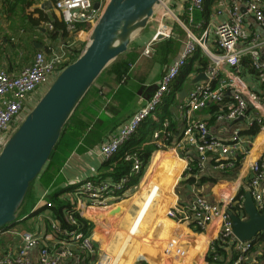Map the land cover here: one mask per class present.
<instances>
[{
	"label": "crops",
	"instance_id": "1",
	"mask_svg": "<svg viewBox=\"0 0 264 264\" xmlns=\"http://www.w3.org/2000/svg\"><path fill=\"white\" fill-rule=\"evenodd\" d=\"M55 1L0 0V70L16 76L32 63L37 52H42L50 58L51 54L57 53L62 44L68 46L66 52L70 54L71 62L77 56L80 46L87 45L92 31L87 26H80L78 31L71 35L62 32L61 29L57 33L48 31L49 24L53 27L55 24L64 25L59 13L54 9ZM215 1L213 0L209 7L205 6L202 15H194L195 21L208 19L215 8ZM185 2L186 0H166L156 5L146 26L133 34L127 51L121 55V60L106 69L93 84L81 104V112L93 111V114H86L91 120H87L86 117L81 119L87 120L86 135L73 145L70 144L69 139H66L54 157V169L57 170L58 176H61V183L45 187L36 180L23 205L26 207L28 203H33L31 210L34 213H40L37 221L24 229L16 226L20 222L17 221L14 225L1 230L0 254L6 252L15 254L22 245L20 235L23 232H31L39 240V245L27 252L26 257L31 262L37 261L40 246H46L55 254L64 250L72 252V257L62 258L58 264H93L94 257L101 250V242L102 246L106 244L100 226L118 216L116 222L110 224L113 225L112 234L118 237L120 243L119 246H115L111 254L105 253L104 259L114 252V256L117 254L119 257L121 250L125 248L121 256L122 260L128 249L138 246V251L135 252L136 255L132 258L131 264L137 253L138 256L133 264H206L205 257L218 237L219 221L213 220L204 231H197L186 224L170 220L165 216V209L188 204L195 193L202 195L212 203L230 206L237 194L243 191L241 199L243 205L244 197L248 193L250 166L253 162L264 158V137L261 142L256 143L255 141L264 131V104L259 108L250 105L247 115L242 119L219 121L216 119V114L226 111L231 104V93L228 92L222 104H209L194 114L196 119L206 122L212 137L217 140L228 142L235 132L239 134L242 143L232 167L224 170L217 169L216 159L218 157L216 153H213L208 155L203 169L198 170L199 156L193 147L174 152V156H169L166 152L154 153V151L150 167L146 174H143L144 177L142 176L140 188L130 199L127 207H119V204L126 200L111 202L106 208L85 207L81 212V218L93 224L90 232L94 247L93 254L89 255L82 251L72 239H64V237L58 239L51 229V223L55 221L52 210L45 206L46 203H51L52 197H57L59 201L69 204L68 200L70 194L74 192L76 181L110 180V178L100 177L101 164L104 161L97 157L93 150L106 142L110 133L115 132L123 123L129 121L131 115L150 98L165 68L178 57L183 47L185 31L175 20V16L182 22L187 20L182 13ZM224 19V16H219L218 20ZM174 24L179 25L183 36L172 30L171 27ZM160 32L170 36L168 38L158 37L152 45V53L149 56L143 55L144 46L152 40L156 33ZM195 34L200 35V32L195 31ZM180 37L182 40H179ZM206 42L208 49L212 53H217L211 34L206 38ZM176 44H179L178 48ZM244 45L246 44L240 47ZM200 57L202 61L196 57H191L187 61L182 69L183 73L179 74L178 79L173 82L167 95L173 100L164 110L159 109L156 115L150 117L151 123L155 125L159 122L161 125L162 121H169L173 141L180 137L184 126L178 106L185 101L192 87L203 81L193 82L199 74L204 73L208 64L207 57L202 54ZM246 58L249 60L248 55L241 58L240 76L250 91L260 92L263 90V85L258 80L257 74L246 65L244 60ZM122 67L127 70L119 76ZM232 70L225 66L220 71L219 77L223 78L224 74ZM218 82H215L213 87ZM44 92L45 88H41L32 95L28 100V107L33 108L35 98H41ZM255 117L263 119L262 128L248 126ZM158 128L159 126L156 129ZM253 128L256 130L255 135L249 134ZM225 159L229 157L221 158V161L224 162ZM155 166L160 171L156 172ZM188 168L194 171L192 182L188 181V174H190L187 171ZM177 184L180 186V191L175 189ZM134 187L136 185L130 186V194ZM259 189L264 203V180ZM140 193L142 195L138 196ZM134 203L135 208L130 210ZM110 208H114V211ZM109 210L110 212H107ZM240 217L244 219L245 213ZM134 225L137 227L134 228ZM96 227L98 234L94 237L93 231ZM130 232L132 235L129 234ZM126 239L128 242L124 247ZM169 243L173 244L167 251ZM254 243L256 247L247 256V264H264V239ZM117 259L114 261L116 262ZM121 260L119 259L117 264Z\"/></svg>",
	"mask_w": 264,
	"mask_h": 264
},
{
	"label": "built area",
	"instance_id": "2",
	"mask_svg": "<svg viewBox=\"0 0 264 264\" xmlns=\"http://www.w3.org/2000/svg\"><path fill=\"white\" fill-rule=\"evenodd\" d=\"M110 0H56L54 9L59 13L64 24L65 32L74 34L80 26L91 29L98 22L101 14ZM98 8L95 9L94 5ZM205 10V0H186L182 13L186 21L175 20L185 31L183 47L164 70L158 80L150 98L137 109L129 121L123 123L115 132L109 134L106 142L93 150L95 155L103 161L112 158L119 148L129 140L140 124L152 117L168 95L171 85L179 76L187 61L199 50L207 57L205 68L206 79L196 83L188 92L178 111L183 120V130L180 137L173 141V134L169 129V121H163L158 129L152 133V141L157 149L171 152L184 151L193 147L198 156V170H202L208 155L216 153V168L224 170L233 166L236 153L240 152L241 139L235 132L228 142H222L212 137L206 122L196 119L194 114L209 104L220 105L224 102L228 92L231 93V104L226 111L216 114L219 121H235L247 115L249 106L259 108L264 104V0H216L215 8L208 19L195 21L194 15H202ZM219 16L225 19L219 21ZM48 31L53 32L54 27L49 24ZM199 31L200 35H196ZM211 34L217 53L208 49L206 38ZM168 38L170 35L160 32L152 38L143 48V55L152 53V45L158 37ZM244 45L242 48L240 45ZM68 46L60 45L57 53L47 58L42 52L34 55L32 63L24 68L18 75L12 76L0 70V147H2L18 125L23 121L32 108L28 107L29 98L41 88L51 85L59 73L69 65L67 54ZM249 57L250 68L257 74L263 85L260 92H252L240 76L239 65L242 56ZM228 66L233 70L220 78V71ZM218 84L213 87L215 82ZM248 126L263 127V119L255 117ZM229 157L225 161L221 158ZM132 161L131 173L116 180H79L74 182V192L70 194L69 204L72 213L67 216L71 225H76L74 214L82 217L85 207L106 208L111 202L127 199L130 194L131 176L139 173L142 163L138 156L132 154L126 157ZM193 172L192 168L187 170ZM250 180L248 193L251 194L258 211L263 210V198L260 184L264 180V158L255 161L250 166ZM47 208L51 207L48 202ZM229 206L208 201L202 195L194 194L192 200L186 205H175L169 208L166 216L174 222L186 224L193 230L204 231L207 226L217 220L220 223L217 241L228 244L237 252L233 264H247V256L256 247L255 243L239 241L233 234L232 222L228 214ZM51 229L64 239H72L82 251L89 255L94 253L91 234L84 235L76 231H61L58 221L51 223ZM22 245L15 254L6 252L0 254V264H58L62 258L72 257V252L64 250L58 254L52 253L46 246H40L38 259L35 263L27 259V252L39 245L38 238L31 232L20 235ZM173 243L167 245V251ZM213 251L211 245L209 251Z\"/></svg>",
	"mask_w": 264,
	"mask_h": 264
},
{
	"label": "water",
	"instance_id": "3",
	"mask_svg": "<svg viewBox=\"0 0 264 264\" xmlns=\"http://www.w3.org/2000/svg\"><path fill=\"white\" fill-rule=\"evenodd\" d=\"M164 1L110 0L93 27L84 51L59 73L2 146L0 231L16 223L30 184L41 173L64 125L88 90L103 70L127 51L133 34L146 26L155 6ZM205 79L201 73L193 82ZM242 208L244 219L230 210L228 214L234 236L239 241H249L264 230V206L258 211L251 194L247 193Z\"/></svg>",
	"mask_w": 264,
	"mask_h": 264
},
{
	"label": "trees",
	"instance_id": "4",
	"mask_svg": "<svg viewBox=\"0 0 264 264\" xmlns=\"http://www.w3.org/2000/svg\"><path fill=\"white\" fill-rule=\"evenodd\" d=\"M212 1L213 0H205V6L209 7ZM54 28L55 29L53 33H57L60 29L62 32L65 33L64 25L62 26L61 24H55ZM200 54H201L200 51L197 50L192 57L194 58L196 57V59H199V60L201 59L202 61ZM121 58L122 56H119L113 63H111L108 67H106L103 70V72L106 69L111 68L117 62H119ZM244 60L246 62V65L250 67L249 60L247 58ZM126 70L127 69L125 67L124 68L122 67V71L119 74V76L122 73H124ZM181 73H183V71H181L180 74ZM178 77L176 79H178ZM90 89L88 90V92L90 91ZM88 92L86 93V95L88 94ZM86 95L84 96V98L86 97ZM84 98L81 100V102L79 103V105L77 106L73 114L71 115V117L68 119V121L64 125L60 138L57 144L55 145L47 163L45 164L41 173L36 178V180L39 181L40 184L44 185L45 187H49L51 185L56 186L61 183L62 178L61 176H58L57 170L54 169V157H55L56 151L61 147V145L64 144V141L66 139H69L70 144L73 145L79 139H81L82 137L86 135V125H87L86 121L91 120V118L89 116H86V114H89V113L93 114V111L88 110L87 113L81 112V104ZM170 98L171 97H167L166 95L157 110L159 109L164 110L169 105V103L173 100L172 98L171 99ZM83 117H86L87 120L86 121L81 120ZM151 122L152 121L150 120V118H147L145 121H143L138 127V129L135 131V133L129 138V140L126 141L119 148L118 152L112 158H110L107 161H104L101 164L100 177L111 178L113 180H116L121 176L129 175L131 173L130 171H131L132 161L126 160V157L132 154H135L138 156L139 160L141 161L142 167L138 174L131 176L130 186L131 185L135 186L139 183L146 168L148 167L149 160H150L152 153L157 150L156 145L152 141V133L154 129L160 126V122L157 123L156 125L155 123H151ZM249 134L255 135L256 130L254 128L251 129L249 131ZM193 176H194L193 172L190 171V174H188V181L192 182L194 180ZM36 180L30 184L22 205L24 204L27 196L30 193L31 186L36 182ZM243 194L244 192L240 191L237 194V196L233 199L232 203L229 206L230 211H232V213H234L237 216H241L242 214H244V211L242 208V201H241ZM51 200L52 201L50 203L51 204L50 209L52 210L53 217L55 218L56 221H58L59 229L61 231H68V232L76 231L84 235H87L92 231L93 224L91 222L86 221L83 218H80L78 214H74V217L76 219V225H71L68 222L67 216L69 213H72L70 204L59 201L57 197H52ZM55 235L58 239L64 237L63 235L59 233H56ZM262 239H264V230L258 233L257 236L251 241L255 242V241L262 240ZM212 246H213V251L212 250L208 251L205 257L206 264H233L234 260L237 257V252L233 249L232 246L223 244L217 240L212 243Z\"/></svg>",
	"mask_w": 264,
	"mask_h": 264
},
{
	"label": "rangeland",
	"instance_id": "5",
	"mask_svg": "<svg viewBox=\"0 0 264 264\" xmlns=\"http://www.w3.org/2000/svg\"><path fill=\"white\" fill-rule=\"evenodd\" d=\"M172 30L175 32V33H177V34H180V36H183L184 34H183V32L181 31V29H180V27H179V25L178 24H174L172 27ZM163 29V28H162ZM179 40H182V37H180L179 38ZM84 45L85 44H83V45H81L80 46V50L77 52V56H75L72 60H71V62H69V64L70 63H72L74 60H75V58H77L83 51H84V49H85V47H84ZM179 47V44H176V48H178ZM181 47V46H180ZM177 51V50H176ZM113 63V62H112ZM40 99V98H39ZM39 99H38V97L37 98H35V104L39 101ZM34 107V106H33ZM159 110H157V112H158ZM157 112L156 113H154L152 116H154V115H156L157 114ZM2 149V147H0V150ZM158 151H161V152H168V153H170V154H172L173 156L175 155V153L174 152H171L170 150H165V149H162V148H160V149H157V151H155L154 153H156V152H158ZM154 153L152 154V157H151V159L149 160V165H148V167H147V169H146V171H145V173H144V175L146 174V172H147V170H148V168L150 167V164H151V161H152V158H153V156H154ZM156 167V166H155ZM158 171H160L157 167H156V172H158ZM144 175H143V177H144ZM143 177L141 178V180H140V182L136 185V187H134V189H133V191L131 192V194H129V196H128V198L127 199H123V200H128V199H131L135 194H136V192H138V190H139V188H140V183H141V181H142V179H143ZM182 177V176H181ZM175 189H177L178 191H180V186H178V184L176 185V187H175ZM134 200H135V198H134ZM133 200V201H134ZM129 201V200H128ZM32 206H33V203H28V205L26 206V207H24V205H21V207H20V210H19V212L17 213V221H20L16 226L19 228V229H24V228H27V227H29L30 226V224H33V223H35L36 221H37V218H38V215L40 214V213H34L31 209H32ZM133 208H135V203H134V205L133 206H131L130 207V210L131 209H133ZM110 210L111 211H114V208H110ZM110 210L109 211H107V212H110ZM167 210L168 209H165V216H166V212H167ZM107 212H104V213H107ZM109 214V213H108ZM25 215V216H24ZM116 215V214H115ZM116 219H118V216H115V218H113V219H111V220H109V221H107V222H105L104 224H102L101 226H100V229H101V232H102V234L104 235V238H105V240H106V244H103V246H102V242H101V246H100V244L98 245V246H100V248H101V250H100V252H98L97 253V255L94 257V263L93 264H98V262L100 261V258H101V256L103 255V254H105V253H107V254H111L112 252H113V250H114V248H115V246H119V243L120 242H118L119 240H118V237L117 236H115L114 234H112V232H111V228H112V226L113 225H111V224H114L115 222H116ZM16 221V222H17ZM111 223V224H110ZM165 243V242H164ZM122 246V245H121ZM163 246H164V244H163ZM120 250V249H119ZM138 251V246H135V247H131L130 249H128V251H127V253H126V255L124 256V258L121 260V258H120V260L121 261H119V263L118 264H131V260H132V258L136 255L135 254V252H137ZM114 254H115V252H114ZM114 254H112V255H110V256H106V259H102V261H104L103 262V264H113V262H114V260L116 259V256H117V254H116V256H114ZM137 256H138V253H137ZM137 256H136V258H137ZM136 258L133 260V262L136 260ZM137 260H143V259H137ZM133 262H132V264H133ZM135 263V262H134Z\"/></svg>",
	"mask_w": 264,
	"mask_h": 264
},
{
	"label": "bare ground",
	"instance_id": "6",
	"mask_svg": "<svg viewBox=\"0 0 264 264\" xmlns=\"http://www.w3.org/2000/svg\"><path fill=\"white\" fill-rule=\"evenodd\" d=\"M51 84H52V83H51ZM263 137H264V131L261 132V134L255 139L256 143L261 142V140H262ZM166 153H167V155H169V156L172 155V154H170V153H168V152H166ZM140 195H142V193H140L138 196H140ZM128 200H129V201H128ZM128 200L125 201V202H123V203H121V204H119V207H122V208L127 207L128 204H129V202H130V199H128ZM136 223H137V221H136ZM136 223H135V224H136ZM136 225H137V224H136ZM136 225H134V228H135ZM136 227H137V226H136ZM132 230H133V229H132ZM134 230H135V229H134ZM93 234H94V237L98 234V229H97V227L94 229ZM129 234L132 235L131 232H130ZM129 236H130V235H129ZM129 238H130V237H129ZM126 240H127V241H125L126 243H124V245H123L124 247L127 246L128 239H126ZM129 240H130V239H129ZM124 249H125V248H123V250H121V252H120V254H119V257H118V256L116 257V258H118L117 261H116V262L114 261L115 263H113V264H117L118 260L121 258L122 254H123ZM103 257H104V254L101 256L100 261L98 262V264H101Z\"/></svg>",
	"mask_w": 264,
	"mask_h": 264
}]
</instances>
